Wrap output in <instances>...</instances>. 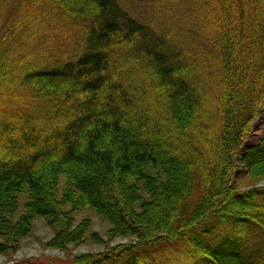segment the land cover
<instances>
[{
  "label": "trees",
  "instance_id": "16d2710c",
  "mask_svg": "<svg viewBox=\"0 0 264 264\" xmlns=\"http://www.w3.org/2000/svg\"><path fill=\"white\" fill-rule=\"evenodd\" d=\"M0 5V230L12 242L30 224L12 221L18 193L61 215L53 184L66 173L135 236L78 264H264V185L231 180L264 163V133L248 139L264 114V0ZM149 162L168 177L140 212L128 177ZM64 227V244L83 237Z\"/></svg>",
  "mask_w": 264,
  "mask_h": 264
},
{
  "label": "rangeland",
  "instance_id": "374dc122",
  "mask_svg": "<svg viewBox=\"0 0 264 264\" xmlns=\"http://www.w3.org/2000/svg\"><path fill=\"white\" fill-rule=\"evenodd\" d=\"M5 10L7 6L0 5V29L3 25L1 18ZM19 13L23 16V9ZM172 14L182 16L184 11L174 9L167 15L172 17L174 16ZM18 33H20L19 29ZM1 37L2 30H0V39ZM38 47H41V43ZM53 50L49 54H54ZM205 76L208 77L207 74ZM211 83L208 81V85ZM1 107L8 110L13 108L9 102L2 103ZM263 133L264 114L253 123L248 134L249 142L257 141ZM167 177L168 173L162 166L151 162L141 165L134 175L128 177V182L136 184L138 188L137 211L142 212L141 204L152 198L149 186L153 187L156 181H166ZM231 180L232 185L238 190L264 185V163L250 171L244 166L236 169ZM53 185V194L61 207V215L58 213V215L49 217L34 213L35 209L30 208V203L35 197L34 192L27 187L18 193L17 208L13 213L12 221L18 222L28 216L29 229L27 233L20 235L13 242L3 230H0V264H78L81 260L99 256L108 250L135 240V236L120 234V228H116L115 223L109 217L90 204L66 173L58 174ZM67 224L69 230L84 228L83 237L78 242L64 244L61 238L56 239L58 232L65 230L64 225ZM258 237L253 231L252 238L262 240V237ZM255 239L253 241L257 242L258 240Z\"/></svg>",
  "mask_w": 264,
  "mask_h": 264
}]
</instances>
